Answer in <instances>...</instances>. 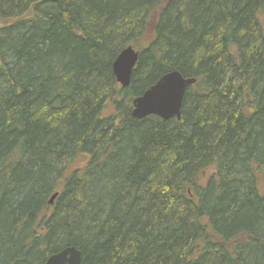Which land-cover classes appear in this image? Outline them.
I'll return each instance as SVG.
<instances>
[{
  "label": "trees",
  "instance_id": "16d2710c",
  "mask_svg": "<svg viewBox=\"0 0 264 264\" xmlns=\"http://www.w3.org/2000/svg\"><path fill=\"white\" fill-rule=\"evenodd\" d=\"M174 70L197 80L181 120L133 117ZM69 246L264 264V0H0V264Z\"/></svg>",
  "mask_w": 264,
  "mask_h": 264
},
{
  "label": "water",
  "instance_id": "95a60500",
  "mask_svg": "<svg viewBox=\"0 0 264 264\" xmlns=\"http://www.w3.org/2000/svg\"><path fill=\"white\" fill-rule=\"evenodd\" d=\"M139 59V52L132 46L124 48L113 62V72L123 88L129 87L132 74ZM196 78L185 77L174 70L163 74L160 79L140 96L132 100V116L143 119L154 115L169 120H181L183 101L187 89L196 83ZM58 196L55 193L49 203ZM44 264H82V252L74 246L66 247L51 254ZM137 264V263H130Z\"/></svg>",
  "mask_w": 264,
  "mask_h": 264
},
{
  "label": "rangeland",
  "instance_id": "374dc122",
  "mask_svg": "<svg viewBox=\"0 0 264 264\" xmlns=\"http://www.w3.org/2000/svg\"><path fill=\"white\" fill-rule=\"evenodd\" d=\"M104 112L105 115L109 116L115 113V109H113L112 105H108Z\"/></svg>",
  "mask_w": 264,
  "mask_h": 264
},
{
  "label": "bare ground",
  "instance_id": "6f19581e",
  "mask_svg": "<svg viewBox=\"0 0 264 264\" xmlns=\"http://www.w3.org/2000/svg\"><path fill=\"white\" fill-rule=\"evenodd\" d=\"M111 105V104H110ZM69 247H71V246H69ZM75 247V246H74ZM78 249V248H77Z\"/></svg>",
  "mask_w": 264,
  "mask_h": 264
}]
</instances>
